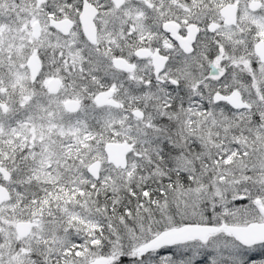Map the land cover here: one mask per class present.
Wrapping results in <instances>:
<instances>
[{
	"label": "snow or ice",
	"instance_id": "obj_1",
	"mask_svg": "<svg viewBox=\"0 0 264 264\" xmlns=\"http://www.w3.org/2000/svg\"><path fill=\"white\" fill-rule=\"evenodd\" d=\"M0 264H264V0H0Z\"/></svg>",
	"mask_w": 264,
	"mask_h": 264
}]
</instances>
